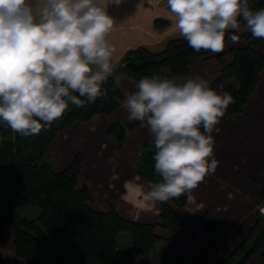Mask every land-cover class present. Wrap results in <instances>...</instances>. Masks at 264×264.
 Masks as SVG:
<instances>
[{"label":"clouds","instance_id":"9594fccd","mask_svg":"<svg viewBox=\"0 0 264 264\" xmlns=\"http://www.w3.org/2000/svg\"><path fill=\"white\" fill-rule=\"evenodd\" d=\"M110 3L122 0H0V122L23 137L39 135L70 104L82 108L105 94L101 86L115 70ZM167 7L179 36L197 52L223 51L226 36L238 43L232 30L264 39V8L253 10L249 0H167ZM135 87L122 105L127 119L154 137L161 178L141 187V195L153 205L178 199L216 171L213 132L232 97L198 75H152Z\"/></svg>","mask_w":264,"mask_h":264},{"label":"crops","instance_id":"0c3cea01","mask_svg":"<svg viewBox=\"0 0 264 264\" xmlns=\"http://www.w3.org/2000/svg\"><path fill=\"white\" fill-rule=\"evenodd\" d=\"M252 1L264 3V0H249ZM107 11L115 22L107 37L115 48V70L110 77L115 76L132 52L144 49L160 54L171 41L185 40L174 27L167 0H122L118 6L110 3ZM247 45L245 41L226 43L222 61L212 59L196 63L189 78L198 75L209 80L212 86L221 77L223 68L233 63L231 51ZM258 50L264 56V42ZM115 82L125 98L137 90L136 82L126 75L115 76ZM227 85L239 88L235 79H230ZM127 116V110L121 105L111 116L98 115L87 123H76L65 130L49 148V159L55 170L64 172L78 155H83L85 161L79 187L88 188L93 210L99 213L114 210L128 221L157 226L156 234L161 242L152 253L136 255L131 264H169L175 253L189 257L190 264L226 261L247 238L258 215L264 218V201L258 197L264 191V71L255 95L245 106L244 115L229 118L218 125V133L213 132L214 155L219 161L217 169L194 191L186 193L185 207L173 205L176 222L171 229L161 227L163 203L153 205L145 201L140 192L141 187L146 190L150 184L138 175L142 145L154 141L149 129L140 124L129 131L121 151L117 142L108 136L110 128L125 124ZM207 218L215 221L223 233L208 238ZM12 247L15 255L12 264H25L16 256L14 245ZM132 248V239L121 234L119 251L129 252ZM248 264H261L260 258H253Z\"/></svg>","mask_w":264,"mask_h":264},{"label":"trees","instance_id":"16d2710c","mask_svg":"<svg viewBox=\"0 0 264 264\" xmlns=\"http://www.w3.org/2000/svg\"><path fill=\"white\" fill-rule=\"evenodd\" d=\"M249 6L257 10L264 8V3L252 1ZM232 34L239 35V42L245 41L249 45L231 51L233 63L223 68L221 77L211 86L215 90L224 89L233 100L220 124L234 116L244 115L245 106L255 95L264 71V56L258 50L264 39L253 38L249 31L236 33L234 30ZM253 39L255 41L251 43ZM226 43H231L227 36ZM225 55L222 51L197 52L186 40H174L160 54L144 49L130 53L115 76L126 75L136 83L142 77L152 75L187 79L196 63L212 59L222 61ZM115 76L102 84L105 94L95 102L86 103L82 108L70 104L62 118L39 135L23 137L0 122V241L5 240L11 230L16 256L25 264H131L136 255L152 253L161 242L156 234L157 226L128 221L114 210L99 213L90 207L88 188L79 187L85 161L83 155H78L61 173L48 162L49 148L65 130L76 123H87L98 115L111 116L119 110L125 97L116 85ZM230 79L238 82V89L227 85ZM140 124V121L127 120L123 125L111 127L108 136L117 142L121 151L128 132ZM154 155V144L144 143L138 175L150 183L161 179L155 173ZM258 197L264 201V191ZM187 201L185 193L178 199L163 202L161 227L171 229L176 222L173 205L182 208ZM26 204L41 209L38 219L29 221L18 215L19 208ZM124 233L130 234L132 239L133 248L129 252L118 249V238ZM222 233L221 227L207 218L208 238ZM255 257L264 264V218L259 215L247 238L226 261L216 264H248ZM169 264H190V258L175 253Z\"/></svg>","mask_w":264,"mask_h":264},{"label":"rangeland","instance_id":"374dc122","mask_svg":"<svg viewBox=\"0 0 264 264\" xmlns=\"http://www.w3.org/2000/svg\"><path fill=\"white\" fill-rule=\"evenodd\" d=\"M253 42L255 39L252 40ZM48 162H51L48 158ZM18 215L29 221H34L38 219L41 215V209L34 207L31 204L23 205L19 208ZM128 238H131L130 234L124 233ZM14 233L10 230L6 241L0 242V264H12V261L15 260L13 243H14ZM15 264V263H13Z\"/></svg>","mask_w":264,"mask_h":264},{"label":"built area","instance_id":"2783aa9c","mask_svg":"<svg viewBox=\"0 0 264 264\" xmlns=\"http://www.w3.org/2000/svg\"><path fill=\"white\" fill-rule=\"evenodd\" d=\"M262 214H264V210H262Z\"/></svg>","mask_w":264,"mask_h":264}]
</instances>
